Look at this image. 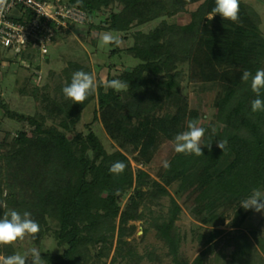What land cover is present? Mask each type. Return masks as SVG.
Masks as SVG:
<instances>
[{
	"label": "trees",
	"instance_id": "16d2710c",
	"mask_svg": "<svg viewBox=\"0 0 264 264\" xmlns=\"http://www.w3.org/2000/svg\"><path fill=\"white\" fill-rule=\"evenodd\" d=\"M66 1L84 8L90 17L103 8L109 9L104 19L108 29L123 32L118 36L119 46L114 44L110 55L115 57L129 50L140 60L133 67H126L121 75L109 72L107 81L118 79L128 85L126 89L105 91V81L100 79L96 93L84 104H73L65 98L67 116L61 121L65 130L44 127L37 117L14 111L4 101L0 103L8 116L30 124L14 136L18 154L0 161V217L8 210L21 214L29 211L40 227L38 241L43 235L55 236L64 249L54 253L48 264H88L86 260L89 262L94 256L102 260L116 255L111 249L117 217L121 216L125 230L130 220L140 217L131 207L148 195H168L169 185L176 180L182 181V188L189 194L192 213L208 223L217 218L224 206L238 205L253 189L264 190V111H251V102L257 98L251 91V78L242 82L243 71L236 70L243 68L255 75L258 69H264L262 19L252 4L240 0L239 19L233 30L229 27L230 34L209 31L202 37L205 17L215 7V0ZM199 2L191 11L189 22L170 19ZM160 17L161 22L149 31L132 29ZM201 38L204 43L198 47ZM225 40L229 44L224 45ZM187 62L196 66L192 68L201 78L222 86L215 101L216 122L201 126L205 135L200 142L204 155L200 156L177 154L174 145L167 151L161 148L164 140H175L177 134L187 130L190 121L199 122L206 114L190 107L182 93L183 66ZM222 64L227 69L221 68ZM73 69L94 74L92 68L78 61L73 63ZM74 72L67 74L68 84ZM30 86L28 83L33 93L39 91V87ZM97 97L94 119L102 120L118 143L119 148L114 151H109L101 136L90 128L91 122L87 132L77 128L89 101ZM261 98L264 99V90ZM172 105L177 107L175 113L152 115ZM10 136L8 132L5 147L11 144ZM219 141H226L224 150L217 146ZM158 151L170 162V168L162 171L161 180L152 179L148 171L135 167L130 157L149 163ZM229 155L230 160L220 168L222 159ZM117 161L126 165L120 175L109 172ZM133 186L137 189L130 195L129 208L122 210V195ZM174 214L170 222L160 226L172 246L177 247L180 237L172 224L178 212ZM219 243L208 246L190 264H205L203 256L215 248L219 249L214 258L217 264H264V233L260 231H239L227 238L221 248ZM3 252L7 256L14 254L12 246H0V254Z\"/></svg>",
	"mask_w": 264,
	"mask_h": 264
},
{
	"label": "rangeland",
	"instance_id": "374dc122",
	"mask_svg": "<svg viewBox=\"0 0 264 264\" xmlns=\"http://www.w3.org/2000/svg\"><path fill=\"white\" fill-rule=\"evenodd\" d=\"M210 1L213 3V0ZM245 1L252 4L260 14L262 19L260 29L264 32V0ZM199 4L200 2L190 4L189 11L180 12L170 19L182 23L189 22L192 18L191 11L197 8ZM117 8L115 7V9ZM109 12V9L103 8L102 12L100 11L92 17L89 15V20L84 23L74 22L68 29H60L48 55H43L41 49L36 45H31L28 49L17 52L14 48L0 43V103L4 101L14 111L37 117L44 127L58 126L65 130L66 128L61 125V121L67 116L63 108L65 96L62 90L69 82L67 74L75 71L73 63L78 61L92 68L97 83L100 79L106 82L109 72L116 75L123 74L127 68L133 67L140 60L129 50L124 51L121 55L111 56L109 51L114 44L102 45L100 36L103 33H111L117 37L123 35L122 31L108 29L107 21L104 19ZM211 12L205 17L202 37L209 31L225 35L230 34L229 27L233 30L237 21L223 20L219 14L209 20L207 17ZM13 13L17 15L18 10H14ZM161 20L162 17L136 24L132 29L149 31L157 26ZM201 43H204L202 38L199 40L198 47L201 46ZM223 44H229V40H225ZM122 45L125 46L126 42H122ZM28 62L30 65H27ZM225 64H222L221 68ZM192 66L195 65L190 62L183 66L185 74L182 80V93L186 96L190 107L196 108L200 112H206L205 117L199 120L198 126L201 127L202 125H209L213 121L216 122L215 101L222 86L219 82L204 80L199 74H196L195 68ZM228 68L234 70L237 67L228 66ZM236 70L244 71L243 68ZM28 83L31 86L39 87V91L33 93L27 87ZM45 93H49L50 96ZM97 100L98 97L96 100L89 101L77 128L87 132L88 123L91 122L90 128H93L101 136L109 151H114L119 148L118 143L110 136L102 120L94 119V107L97 106ZM176 111L177 107L172 105L159 109L152 115L158 116ZM187 119L188 117L186 122ZM26 126H30L29 122L8 116L5 108L0 104V146H2L0 161L4 162L3 157L5 156L18 154V146L14 136H17L19 130ZM8 132H11V144L5 147L4 139ZM69 133L73 136V131ZM172 145H174V140L166 139L161 144V148L167 151L171 149ZM130 157L134 166L142 167L148 171L152 179H162L163 162L165 161L162 152L158 151L149 163H139L132 156ZM230 158L231 155L222 159L220 168ZM181 184V180H176L169 185L171 192L168 195L155 198L148 195L139 201L137 206L131 207L132 210L138 212L140 217L130 220L127 224L128 228L125 230L121 225V216H118L114 245L111 249L116 255L102 260H98L94 256L91 261L86 260V262L88 264H190L211 244L220 242L218 247L221 248L225 240L233 236L234 233L243 230L250 234H253L254 231L264 233V213H257L253 210L245 211L240 206L241 202L234 206H224L219 211L217 218L210 223L201 219L192 213L189 194L182 188ZM145 188H148V185ZM136 189L137 187L133 186L122 195V210L129 208L130 195L135 193ZM103 194H107V189L104 190ZM175 212H178V215L173 220L172 228L174 233H178L180 237L177 241V247L172 246L173 242L168 239L166 234H163L160 226L165 221L170 222ZM132 225L135 226L132 227ZM40 238L38 241L37 236L34 238L26 236L24 240L17 241L12 245L14 253L18 252L25 255L28 259L26 264H31V257L28 254L31 249L36 248L41 253L43 264L50 263L54 258L53 254L62 252L64 246H60L55 236L51 234L43 235ZM217 250L219 249L207 250L203 256L205 264H217L214 260ZM231 250L232 246L228 249V253ZM4 257H7L6 252L0 254V258ZM0 264H2V259H0Z\"/></svg>",
	"mask_w": 264,
	"mask_h": 264
},
{
	"label": "clouds",
	"instance_id": "9594fccd",
	"mask_svg": "<svg viewBox=\"0 0 264 264\" xmlns=\"http://www.w3.org/2000/svg\"><path fill=\"white\" fill-rule=\"evenodd\" d=\"M7 10L6 0H0V15ZM240 0H215V7L207 17L212 20L219 14L223 20L236 22L239 19ZM100 41L103 46L109 44H116L119 46L120 39L111 33H103L100 36ZM251 78V91L256 94V99L251 102V111L253 113L264 111V99L261 98V91L264 90V69H258L253 75L250 71L244 70L241 75L242 82H248ZM128 87L118 79L106 81L104 83L105 91L113 89L120 92ZM63 94L66 99H69L73 104H84L85 100L96 93L97 84L95 75L92 73L79 70L73 73L71 83L63 88ZM197 120H192L187 125V130L177 134L174 140V151L177 154H195L196 156L204 155L201 147V139L205 135V129L198 126ZM213 128V133H215ZM211 146H207L209 150ZM224 150L225 142H218L217 145ZM165 170L170 168V162L165 160L163 162ZM126 165L121 161H117L109 169V172L114 175H120L125 170ZM118 194V192H117ZM240 206L245 211L253 210L257 213H264V192L259 188L253 189L250 195L241 201ZM40 231L38 222L31 218L29 211L20 212L16 210L5 211L0 217V246H12L17 241H22L26 236L33 238ZM31 264H43L40 251L36 248L31 249L30 253ZM2 264H26L28 259L25 255L14 253L10 256L0 258Z\"/></svg>",
	"mask_w": 264,
	"mask_h": 264
},
{
	"label": "built area",
	"instance_id": "2783aa9c",
	"mask_svg": "<svg viewBox=\"0 0 264 264\" xmlns=\"http://www.w3.org/2000/svg\"><path fill=\"white\" fill-rule=\"evenodd\" d=\"M6 3L7 10L0 15V43L17 52L36 45L43 55H48L60 29L89 20L84 8L66 0H6ZM14 10H18L17 15Z\"/></svg>",
	"mask_w": 264,
	"mask_h": 264
}]
</instances>
